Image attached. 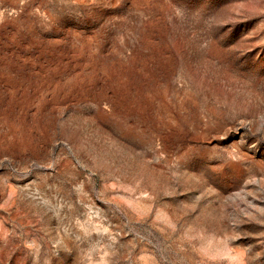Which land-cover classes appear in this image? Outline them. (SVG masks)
<instances>
[{"label": "rangeland", "instance_id": "obj_1", "mask_svg": "<svg viewBox=\"0 0 264 264\" xmlns=\"http://www.w3.org/2000/svg\"><path fill=\"white\" fill-rule=\"evenodd\" d=\"M0 264H264V0H0Z\"/></svg>", "mask_w": 264, "mask_h": 264}]
</instances>
